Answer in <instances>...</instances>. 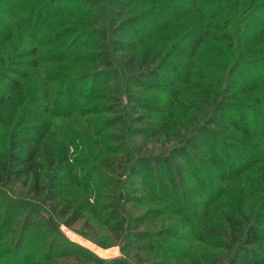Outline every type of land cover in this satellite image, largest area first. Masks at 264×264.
<instances>
[{
    "label": "trees",
    "instance_id": "1",
    "mask_svg": "<svg viewBox=\"0 0 264 264\" xmlns=\"http://www.w3.org/2000/svg\"><path fill=\"white\" fill-rule=\"evenodd\" d=\"M13 1L0 264H264V0Z\"/></svg>",
    "mask_w": 264,
    "mask_h": 264
},
{
    "label": "rangeland",
    "instance_id": "2",
    "mask_svg": "<svg viewBox=\"0 0 264 264\" xmlns=\"http://www.w3.org/2000/svg\"><path fill=\"white\" fill-rule=\"evenodd\" d=\"M15 1L17 3L20 2L19 0H15ZM86 5H88L87 2L85 1L83 2V0L81 2L80 0H56L54 4H50L48 6V11L46 13H49L50 16L52 14H58L62 12L63 9L65 8L68 9L69 7H73V8L78 7L80 9H84ZM15 8L16 5L14 4L13 0H0V67H2V69L4 70L12 68L11 66L12 62L10 59L12 55L16 53V51L13 52L12 50L20 47L19 39L21 34L19 32L20 26L18 25V19L14 20L15 18L12 17V14L10 13V10H14ZM32 15L33 14L30 13V17ZM38 17L40 22H43L45 20V16L44 17L38 16ZM38 17L32 16L31 22L33 23L37 22ZM12 20H13V24H12ZM50 20L51 19H49L48 21ZM29 41H31V39ZM7 47H9L11 50H8ZM9 51L12 52L9 54ZM1 52L7 55L2 56ZM6 73L9 72L7 71ZM103 81L104 80H98L97 83H102ZM90 83L91 82L89 80H84L82 82V84L86 86V89L89 87ZM5 86L6 85L4 79H2L0 76V87L5 88ZM180 176L182 175L180 174ZM8 212H9L8 208H3V207L0 208V213H3L4 215L5 214L8 215ZM22 217L23 216H19V219L21 220ZM81 224H82V220L77 221L72 226H66L60 224V230L63 233L64 237L68 239V241H71L75 244L80 245L81 247L91 250L92 252H94L95 254H97L102 258L116 257L121 254L120 243L117 244V242L109 241L108 238H105V236L108 237V235L105 234L106 229L103 226L97 225L99 235L98 237H94L89 233V231L86 232L80 229ZM2 226L3 224L1 225L0 228H2ZM15 228H16L15 232L11 234L8 242L5 241L4 239L0 240V256L4 257V259H6L7 256L10 258H14L15 257L14 255H16L15 253L17 251L16 250L17 246H15L13 242H16L15 239L17 236L18 227L16 226ZM100 238H104V240L102 241ZM93 249L96 250L97 253L93 251ZM21 252L25 253L26 256L32 253L28 247L21 248ZM98 252L101 254H99ZM16 260L18 261V263H24L25 261L24 258L23 259L16 258Z\"/></svg>",
    "mask_w": 264,
    "mask_h": 264
},
{
    "label": "built area",
    "instance_id": "3",
    "mask_svg": "<svg viewBox=\"0 0 264 264\" xmlns=\"http://www.w3.org/2000/svg\"><path fill=\"white\" fill-rule=\"evenodd\" d=\"M62 224H63V225H66V224H64V223H62ZM66 226H68V225H66ZM93 251L96 252V250H94V249H93ZM120 252H121V251H120ZM96 253H97V252H96ZM98 253H99V252H98ZM99 254H101V253H99ZM110 258H112V257H110Z\"/></svg>",
    "mask_w": 264,
    "mask_h": 264
}]
</instances>
